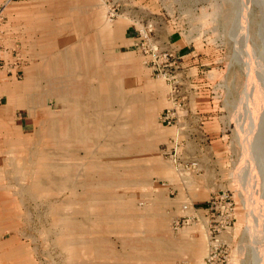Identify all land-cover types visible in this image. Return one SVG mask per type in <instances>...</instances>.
<instances>
[{"label":"rangeland","instance_id":"rangeland-1","mask_svg":"<svg viewBox=\"0 0 264 264\" xmlns=\"http://www.w3.org/2000/svg\"><path fill=\"white\" fill-rule=\"evenodd\" d=\"M0 7V60L19 66L0 82L25 90L0 91V108L13 105L0 114V264H201L205 225L170 223L223 190L237 208L221 233L230 264H264V0ZM27 8L35 15L14 14ZM141 24L180 63L179 98L193 92L178 125L160 118L168 85L135 45ZM185 120L207 122L203 176L182 170Z\"/></svg>","mask_w":264,"mask_h":264},{"label":"built area","instance_id":"built-area-1","mask_svg":"<svg viewBox=\"0 0 264 264\" xmlns=\"http://www.w3.org/2000/svg\"><path fill=\"white\" fill-rule=\"evenodd\" d=\"M3 9L4 7H0V21L4 19ZM108 13L110 20L117 16L115 10L110 9ZM135 30L137 34L135 45L144 57V64L152 70L155 77L164 80L168 85L170 104L165 107L160 118L167 125H178L181 110L186 105L185 97L179 98L182 94V91H179V85L182 83L180 78L183 72L177 73L176 71L181 68V65L172 53L159 48L154 40L151 25L141 24V27L135 26ZM15 62L0 60V70L12 72L19 67ZM192 166H195V163H183L185 170ZM182 208L186 214L172 220L174 229L179 230L190 223H203L209 234L208 252L201 264H230L232 246L221 238V233L230 229L235 223L236 201L231 191L223 190L213 194L204 206L199 207L187 202Z\"/></svg>","mask_w":264,"mask_h":264},{"label":"crops","instance_id":"crops-1","mask_svg":"<svg viewBox=\"0 0 264 264\" xmlns=\"http://www.w3.org/2000/svg\"><path fill=\"white\" fill-rule=\"evenodd\" d=\"M53 10H55V9H53ZM30 13H33V15H35L34 10L32 8L31 9H29V8L19 9V11L14 12L15 15H17V16L20 15V17H23L24 15H29ZM56 13H57V11H55L54 14H56ZM43 14L48 15L49 12L43 11ZM89 16L91 18L92 14L89 13ZM92 20H93V18H91V22H92ZM45 26L46 25H43L42 29L45 30ZM20 27H22V25H20ZM133 27L134 26H132V29H133ZM23 57H24L23 59L22 58L20 59V60H22V63H26L27 61L31 63V60H28V58H31L29 51H27ZM26 65H28V64H26ZM16 72L17 71H15V73ZM26 78H27V76L25 77V79ZM0 80H2V79L0 78ZM184 82H186V81H184ZM187 83H189V82L187 81ZM9 84L10 83L7 82V80H5V79L2 82H0V86L2 87V89H0V91H2V90L14 91V92L15 91H17V92L18 91H25L22 89L21 90L20 89L19 90L11 89L9 87ZM191 95H193V92H191L190 94L188 93V95H187V98L189 99V101L187 100L188 104L185 105V108L183 109L184 111H187V112L191 111L190 110V105H191L190 104V101H191L190 97H191ZM7 108H13V105H11L9 102H7V104L5 106H2L0 108V114L3 113V110H6L7 114H10V109H8L9 110L8 111ZM206 124H207V122H204L201 120H185V121H183V125H182L183 139H181V141H179L180 146L178 148H181V153H182L181 157L184 159V163H189V164L195 163V166H192L188 170H185L182 167L183 172H185L189 175L203 176L206 172V165H205L204 160H203V159H205V156H203V155L207 152L206 150L209 147V143L205 142L206 138L204 137V135L206 134V133H204L206 131V130H204V129H206V126H207ZM200 129H202V130H200ZM194 132H196V134ZM193 150L201 151V153L200 154L195 153V155H193L192 154ZM163 185L165 186V184H163ZM236 215H237V208H236ZM236 217L237 216H235V221H236ZM170 225L172 226L171 223H170ZM221 238L223 239L224 237L221 235ZM224 240H226V239H224Z\"/></svg>","mask_w":264,"mask_h":264},{"label":"bare ground","instance_id":"bare-ground-1","mask_svg":"<svg viewBox=\"0 0 264 264\" xmlns=\"http://www.w3.org/2000/svg\"><path fill=\"white\" fill-rule=\"evenodd\" d=\"M252 17H253V16H252ZM262 18H263V17H262ZM100 88H101V87H100ZM100 90H101V89H100ZM84 95H85L86 98H87V104H88V105L94 103V101L92 100V96H94V91L89 90V92L84 93ZM72 106H74V105H72ZM254 109H257V110H258V107L254 108ZM251 110H252V109H251ZM73 111H76V110L74 109ZM259 111H260V110H259ZM250 114H251V113H250ZM262 118H264V116H263ZM72 119H73V121H74V123H75V122H76V118H74V116H72V117H71V120H72ZM256 119H257V118H256ZM256 119H255V120H256ZM255 120H254V121H255ZM258 120H260V119L258 118ZM258 120H257V121H258ZM261 120H262V119H261ZM261 120H260V121H261ZM257 121H256V122H257ZM260 121H259V122H260ZM263 121H264V120H263ZM259 122H258V123H259ZM261 122H262V121H261ZM254 123H255V122H254ZM263 123H264V122H262V124H263ZM252 126H253V125H252ZM256 140H257V139H256ZM257 141H258V140H257ZM258 153H259V152H258ZM261 173H263V174L260 175V173H259V176H260V177H259V182L263 181L262 178H264V172H261ZM257 176H258V175H257ZM257 179H258V178H257ZM257 183H258V182H255V184H257ZM261 183H262V182H261ZM259 185H260V183H259ZM259 185H258V186H259ZM253 187H254V188H253ZM253 187H252V188H253L254 190H256V192H258V191H257V188H256V185H253ZM258 190H260V189H258ZM261 190H262V189H261ZM255 194H256V193H255ZM262 194H263V193H262ZM254 196H256V195H254ZM257 197H258V196H257ZM253 199H255V197H254ZM255 200H256V199H255ZM252 201H253V200H252ZM254 202H255V201H254ZM256 202H257V201H256ZM263 203H264V201H263ZM255 207H257V206H255ZM259 207H260V206H259ZM259 207L257 208L258 210L261 209V208H259ZM262 209H263V208H262ZM256 211H257V210H256ZM260 211H261V210H260ZM263 212H264V211H263ZM258 213H261V212H258ZM262 214L264 215V213H262ZM259 218H260V217H259ZM259 218H257V219H259ZM262 219H264V216L262 217ZM262 219L260 218V220H262ZM257 221H258V220H257ZM263 221H264V220H263ZM261 223H262V222H261ZM258 224H259V222H258ZM260 225H261V224H260ZM257 227H258V226H257ZM260 234H261V233H260ZM260 249H262V248H260ZM260 251H261V250H259V252H260ZM262 251H264V250H262ZM262 256H263V255H262ZM256 258H257V257H256ZM254 259H255V258H254ZM261 259H262V258H261ZM263 260H264V258H263Z\"/></svg>","mask_w":264,"mask_h":264},{"label":"trees","instance_id":"trees-1","mask_svg":"<svg viewBox=\"0 0 264 264\" xmlns=\"http://www.w3.org/2000/svg\"><path fill=\"white\" fill-rule=\"evenodd\" d=\"M204 206V205H203Z\"/></svg>","mask_w":264,"mask_h":264}]
</instances>
